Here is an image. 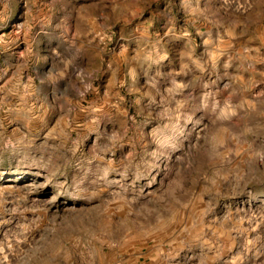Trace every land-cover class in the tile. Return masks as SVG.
Here are the masks:
<instances>
[{"label":"rangeland","instance_id":"rangeland-1","mask_svg":"<svg viewBox=\"0 0 264 264\" xmlns=\"http://www.w3.org/2000/svg\"><path fill=\"white\" fill-rule=\"evenodd\" d=\"M0 264H264V0H0Z\"/></svg>","mask_w":264,"mask_h":264},{"label":"crops","instance_id":"crops-1","mask_svg":"<svg viewBox=\"0 0 264 264\" xmlns=\"http://www.w3.org/2000/svg\"><path fill=\"white\" fill-rule=\"evenodd\" d=\"M232 33H235L234 36L232 37L233 40H239L240 38H244V37H248L250 34V28L248 26V23L246 24H242L241 26H238L234 29V31ZM171 37L170 35H166L164 40H170ZM163 41L159 44V46L164 47L165 45L163 44ZM157 47V46H156Z\"/></svg>","mask_w":264,"mask_h":264}]
</instances>
